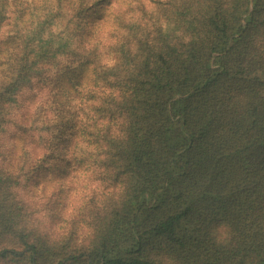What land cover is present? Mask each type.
<instances>
[{
    "label": "trees",
    "instance_id": "16d2710c",
    "mask_svg": "<svg viewBox=\"0 0 264 264\" xmlns=\"http://www.w3.org/2000/svg\"><path fill=\"white\" fill-rule=\"evenodd\" d=\"M0 264H264V0H0Z\"/></svg>",
    "mask_w": 264,
    "mask_h": 264
}]
</instances>
